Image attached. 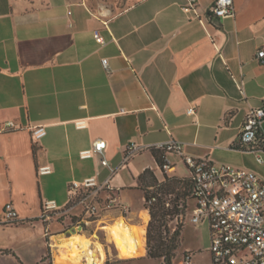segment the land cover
I'll use <instances>...</instances> for the list:
<instances>
[{"label": "crops", "instance_id": "0c3cea01", "mask_svg": "<svg viewBox=\"0 0 264 264\" xmlns=\"http://www.w3.org/2000/svg\"><path fill=\"white\" fill-rule=\"evenodd\" d=\"M215 1L198 0L196 12H186V0H0V221L8 203L19 217L15 224H0V256L24 260V251L37 244L55 264L63 250L54 238H70L76 227L64 231L58 219L43 221V205H65L73 181L110 176L99 156L80 158L96 140L106 142L114 168L131 143L174 140L195 159L264 179V152L259 163L256 153L237 146L248 112L264 109V62L257 55L264 50V0H234L233 17L210 20ZM96 32L104 44L96 42ZM10 121L14 129L6 128ZM79 121L84 128L76 127ZM40 126L46 135L36 140L32 130ZM173 155L167 173L188 178L189 170ZM180 165L187 174H178ZM41 166H51L52 173L39 174ZM146 169L158 173L150 150L111 179L128 211H109L86 228L108 233V226L124 220L143 237L139 258H148L150 214L139 189ZM191 202L190 216L196 205ZM142 214L148 220L144 216L141 224ZM203 225L210 239L207 222L195 226Z\"/></svg>", "mask_w": 264, "mask_h": 264}, {"label": "built area", "instance_id": "2783aa9c", "mask_svg": "<svg viewBox=\"0 0 264 264\" xmlns=\"http://www.w3.org/2000/svg\"><path fill=\"white\" fill-rule=\"evenodd\" d=\"M197 6L198 0H186L184 10L196 12ZM234 15V0H216L208 11L210 20ZM95 39L98 44L105 43L99 32L95 33ZM257 55L264 62V50H260ZM102 64L109 71L108 60L104 59ZM240 91L243 92L241 88ZM195 113V107L187 110L188 115ZM263 123L264 109H251L241 127L237 143L242 150L256 153L259 163H262L260 153L264 152V137L261 134ZM75 125L77 128H84L85 122L79 121ZM6 128L14 129L15 124L7 122ZM32 134L36 140H40L46 135V131L40 126L34 128ZM182 146L181 142L174 140L146 147L131 143L125 149L121 165L114 168L106 157V142L94 141L90 149L80 152V158L87 160L99 156L110 176L103 182L95 177L71 182L66 204L59 206L55 201L45 202L42 220L46 222L58 219L65 228H87L99 223L109 211L117 210L125 214L128 209L117 201L115 190L111 186L112 177L139 152L158 150L164 153V164L161 167L163 171L172 170L169 156L178 155L194 180L193 201L196 205L190 221L194 225L208 223L212 264H264V179L248 169L195 159L184 154ZM38 173L51 174L52 168L41 166ZM66 221L68 224H65ZM17 222L19 217L16 209L11 203L6 204L0 224ZM191 258L192 253L186 252L182 264H191Z\"/></svg>", "mask_w": 264, "mask_h": 264}, {"label": "trees", "instance_id": "16d2710c", "mask_svg": "<svg viewBox=\"0 0 264 264\" xmlns=\"http://www.w3.org/2000/svg\"><path fill=\"white\" fill-rule=\"evenodd\" d=\"M152 153L160 168L158 173L163 176L164 181L158 180L157 174L150 169H146L139 177V189L144 193V207L150 214L146 230L147 257L162 260V264H174L181 244V226L171 232L168 218L173 220L185 215L187 199L194 200L195 184L190 176L184 179L164 176L161 169L164 164V153L158 150H153ZM168 195L175 196L172 208L165 199Z\"/></svg>", "mask_w": 264, "mask_h": 264}, {"label": "rangeland", "instance_id": "374dc122", "mask_svg": "<svg viewBox=\"0 0 264 264\" xmlns=\"http://www.w3.org/2000/svg\"><path fill=\"white\" fill-rule=\"evenodd\" d=\"M178 174L179 175L187 174L183 165L179 166ZM165 175L169 177H176V176H170L167 172L164 171V176ZM157 176H158L157 177L158 180L164 181L163 176L160 173H157ZM176 178L184 179L185 177H176ZM165 199L167 200L169 204H171L169 205V207L172 208V203L175 200V196L168 195ZM178 203L181 204L180 201ZM191 205H192V202L187 199V210H186L185 215L179 218H174L173 220H170L168 218L169 220L168 227L171 232H174V230L177 229L178 226H181V244H180L179 250L176 253L174 264H179V262L183 259L185 252L187 251H191L194 254V258H193L194 264H211V254L209 252L210 239H209L208 227L207 225L196 227L190 222ZM76 211L78 212L79 210H76ZM141 217H142L141 218L142 220L140 221L142 224L144 214H142ZM120 221H124V220H120ZM65 224H68V222L66 221ZM71 227L72 226L68 228L66 227L64 231L68 230ZM108 227H111V226H108ZM55 228H57V225L52 226V229H55ZM133 228L139 231L138 228L136 227H133ZM42 229L44 231V228ZM83 229H84V232H87V233H84L86 237L87 236L89 237L90 235H93V234L95 235L94 237L90 236L89 238H87V240L85 236L82 238L84 239V241H88L89 243L87 247H84L80 250L82 251L81 256H82L83 263H88L85 257L88 255L89 250H92L93 252L96 253L98 249L102 248L106 255L103 264H162V260H153L150 258L137 257L133 259H120V257H118L119 248L117 244L112 240V237L109 235V233H106L105 231L96 232V230L91 229V228H88V229L83 228ZM95 232L97 234H95ZM78 234H82V232H79ZM26 240L27 238L25 239V241ZM78 241L81 244H83L82 243L83 240H81V238H78ZM39 246L40 245L35 244L32 248H28L26 252L24 251V260L17 259L15 255L0 256V264H54L51 258V254L48 256L51 262L48 261L47 259L48 254H47L46 249L43 252L44 254H40ZM61 249L63 250V252L67 251L70 253L69 248H61ZM74 249L75 250L78 249L77 244H75ZM40 255L45 257L44 261H43V258H40Z\"/></svg>", "mask_w": 264, "mask_h": 264}, {"label": "bare ground", "instance_id": "6f19581e", "mask_svg": "<svg viewBox=\"0 0 264 264\" xmlns=\"http://www.w3.org/2000/svg\"><path fill=\"white\" fill-rule=\"evenodd\" d=\"M145 216V215H144ZM145 222L148 220V216L144 218ZM112 240L117 244L119 248V257L121 259H133L141 257L144 253L142 235L135 228L126 225L124 221H120L118 224L106 228ZM77 234V233H76ZM73 235L67 238L65 235L55 237V241L60 248H69L70 253L64 251L62 255L57 257L55 264H103L105 259L104 250L98 249L95 253L92 250L88 251V255L85 257L88 263L82 262V256L80 251L82 248L89 245L88 241H84L82 236ZM78 238L83 240V244L78 241ZM75 244L78 245L79 251L75 250Z\"/></svg>", "mask_w": 264, "mask_h": 264}, {"label": "water", "instance_id": "95a60500", "mask_svg": "<svg viewBox=\"0 0 264 264\" xmlns=\"http://www.w3.org/2000/svg\"><path fill=\"white\" fill-rule=\"evenodd\" d=\"M83 231V227L82 226H79L78 228H73L71 230L72 233H76V232H82Z\"/></svg>", "mask_w": 264, "mask_h": 264}]
</instances>
